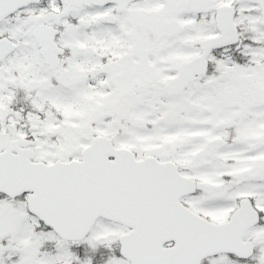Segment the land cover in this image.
<instances>
[{
	"label": "snow or ice",
	"instance_id": "obj_1",
	"mask_svg": "<svg viewBox=\"0 0 264 264\" xmlns=\"http://www.w3.org/2000/svg\"><path fill=\"white\" fill-rule=\"evenodd\" d=\"M0 264H264V0H0Z\"/></svg>",
	"mask_w": 264,
	"mask_h": 264
}]
</instances>
